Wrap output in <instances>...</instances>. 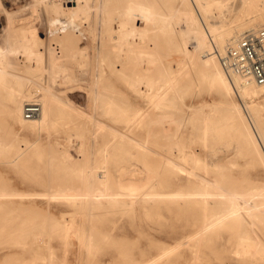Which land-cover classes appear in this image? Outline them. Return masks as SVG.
<instances>
[{"label":"bare ground","instance_id":"obj_1","mask_svg":"<svg viewBox=\"0 0 264 264\" xmlns=\"http://www.w3.org/2000/svg\"><path fill=\"white\" fill-rule=\"evenodd\" d=\"M39 1L51 16L50 20L55 21L52 36L45 39L43 50L35 49L38 42L35 34L31 39L24 36L22 40L8 48L6 46V52L15 54L21 52L25 62L31 64V61H35L34 66L32 64L26 66L28 72L40 68L44 58L45 78L26 74L16 76L19 77L17 85L9 84L5 77L6 73L10 72L11 65L7 60V53L1 48L0 99H5L4 110L8 115L21 120L23 124L30 123L34 130L44 125L57 127L58 123L66 129L80 125L78 119L83 118L85 113L75 108L70 98L61 97V89H54L52 85L57 76H67L65 63L75 57L78 68L91 64L86 69L89 73V89L84 98L94 103L97 111L120 122L125 129L110 127L109 137L100 143L102 148L99 157L105 161L120 154L114 152L117 150L122 153L118 155L119 157H115L114 161L132 152L131 156L134 153L145 162V168L132 166L126 170L122 169L121 177L115 183L111 182L110 173L104 164H101L100 168H95L89 164L90 162H79L74 169L70 167V171L66 173L74 176V180H63L61 187L53 190L50 195L70 201L76 208H88V211L100 208L98 202L101 197L106 200L108 207H126L127 210H131L136 202H141L143 212L148 214L152 210H160L172 204L175 206V211L186 213L190 218V232L179 238L174 245L163 244L158 253L147 258L150 260L149 264H156L159 259L189 240L195 242V245L189 246V252L195 257L202 256L198 250V245L202 242L214 253H220L225 250L224 245H219L215 241L219 239L223 230L229 231L235 225L244 227L245 218L249 220L250 225H258L259 221L264 219V187L246 194L228 190L224 185L233 174L222 168L226 167V163L213 157L208 161L207 153L201 155L194 149H185V141L177 131L170 135L172 139L168 138L169 144H175L176 155L173 150H169V153L157 151L146 140L130 133L138 127L145 130L144 134L154 132L153 126L157 125L167 131L172 130L174 126L180 129L187 121L195 119L192 123L196 129L194 140L200 147L210 145L209 136H229L239 142L237 151L250 159L249 164L252 165L256 158L264 162V153L260 151L264 149V83H257L254 79L226 70L221 61V55L228 44H234L241 34L248 30L256 31L264 27V0H239V4L236 0H174L177 1V5L170 6L165 11L161 9L157 0H114L111 5L105 2L106 0H92L90 5L99 9L100 17L98 16L99 25L96 32L91 29L95 37L90 51L79 43L82 38L81 28L73 19L79 9L86 13L85 10L89 7L87 0ZM227 3H230L231 7H227ZM217 8L221 13L225 10L232 11L237 21L228 25L212 24L209 22V16ZM139 19L142 24L138 25ZM8 25L10 24H7V27ZM156 33L171 40L172 49L181 54L188 66L179 67L176 64L178 67L174 69L166 65L161 76L162 82L152 91L139 90L137 94L134 90H130L129 94L122 91L121 89L133 85L139 88L141 80L150 74L149 70L141 67L155 61L152 51L157 45L151 39ZM95 55L97 60L93 58ZM95 62L98 68L95 67ZM195 77L205 79L209 85L222 90L230 97L231 102L225 109L227 121L225 124L222 123L224 125L222 130L220 122H223L224 117H211L210 112L201 111L200 105L192 102L187 105L190 108L186 116L180 113L176 115L177 122L174 126L165 125L175 109L183 110L185 114L182 107V109L170 107H174L173 103L178 98V91L189 85ZM228 78L232 79L233 83H230L232 80L229 81ZM90 80L98 85L93 86ZM131 95L135 96L131 97ZM32 99L39 100L40 111L36 116L26 118L23 115V105L25 101ZM56 112L61 113L56 115ZM245 112L247 114H244ZM237 118L241 119V126ZM95 125L99 128L100 124L92 126ZM75 131L77 134L83 132L81 129ZM91 134L95 139L96 132ZM0 143L2 145L0 151H4V140L0 139ZM32 148L34 147L25 152V156L22 150H17L15 159L19 160L23 156L26 158ZM10 156L12 155L5 157L7 161H11L8 159ZM65 157L67 161L71 160L69 155L66 154ZM152 158H155L157 164L154 167L151 164ZM198 171L207 172L209 176ZM197 174L206 176V180L197 178L195 176ZM169 182H173L177 187L167 189ZM15 194L18 193L0 190V248L30 245L29 239L33 242L39 234L42 239L47 240L44 251L31 250L30 246L27 249L38 261L34 264H55L51 261L56 254L49 243L50 238L53 236L67 238L71 231V234L81 239L85 252L94 255L91 237L77 222L51 220L49 223L44 219L46 225L44 220L37 222L22 217L17 223H6L10 215L22 213L27 209L8 201V198ZM105 236L109 237L108 234L102 235V242L108 241ZM254 239L250 235H243L238 243L231 244L233 248L240 246L241 253L230 248L232 253L239 256L242 254L245 257L258 254L261 252L260 249L262 250L260 246L264 243ZM111 246L119 248L124 256L129 254L128 243L119 245L112 243ZM44 255L47 261L40 262ZM137 263L139 262L135 264Z\"/></svg>","mask_w":264,"mask_h":264},{"label":"rangeland","instance_id":"obj_2","mask_svg":"<svg viewBox=\"0 0 264 264\" xmlns=\"http://www.w3.org/2000/svg\"><path fill=\"white\" fill-rule=\"evenodd\" d=\"M0 1V49L2 48L3 52L7 53L6 46L8 48L17 41L22 40L24 36L31 39L36 34L35 38H37L38 42L35 45V49L42 51L45 39H49L52 36L55 25L53 23L55 21L50 20L51 16L44 10L41 2L39 0ZM91 1L87 0L89 7L85 10L86 13L83 12L84 10L79 9L78 14L76 13L77 16L73 17L81 28L82 38L79 43L86 46L85 48L88 51L92 50V42L95 37L91 29L96 32L99 25L97 24L99 21L98 16L100 17L99 9L96 6L90 5ZM113 1L106 0L105 2L111 5ZM157 2L163 11L170 6L174 7V5H177V1L174 0H157ZM236 3L239 4L240 1L236 0ZM226 6L231 7V4L227 3ZM8 17L10 20L7 19ZM236 19L232 15V11L225 10L221 13L219 8L214 9L209 16V22L216 26L228 25L231 22H236ZM7 24L10 25L7 27ZM137 24H142L140 19L137 21ZM153 36L151 41L157 45L154 51H152L155 61L150 65L145 64V66L141 67L149 70L152 76L148 74L141 80V86L138 85L140 86L139 88L133 85L126 87V89H121L128 94L130 90H134L136 94L139 90L140 92L154 90L162 82L161 76L164 73L163 70L166 65H170L174 69L178 66H188L186 60L182 59L181 54L172 49V42L168 37L158 33ZM9 53L6 56L11 66H9L10 72L6 73L5 77L9 84L12 86L17 85L18 78L26 74L45 78L43 70L44 58H42L43 61L40 68L28 72L26 66L30 62H25L24 55L21 52H16V54ZM93 58L97 60L96 55ZM34 63L35 61H31L33 66ZM94 64L98 68L97 63L95 62ZM65 66L67 76H57L55 83L52 85L54 89H61V97L70 98L71 104L85 113L83 118L80 117L78 119L80 125L74 126L75 130L79 131L81 129L82 133L79 132L77 134V131L73 130V127L66 129V127L60 126L59 123L57 127L44 125L34 130L31 128L30 123L23 124L21 120L8 115L4 110L5 99H0V139L4 140L3 147L5 149L4 151H0V190L18 193L10 196L8 201H12L13 205L20 204L27 208L22 213L10 215L6 219V223H17L22 217L37 222L44 219H47L49 223L51 220H63L66 223L77 222L80 228L91 237L90 241L94 255L87 254L81 239L69 231L67 238L57 236L50 238L49 243L56 254V257L52 258L51 261L55 264H135L136 262H139L137 264H146L145 262L149 264L150 260H147V258L158 253L163 244L174 245L179 238L190 232V218L186 213L183 214L182 212L175 211V206L172 204H168L160 210H152L148 214L145 211L143 212L141 202H136L134 208L131 210H127L126 207H108L106 200H103L101 197L98 202L101 205L100 208L89 209L88 211V208H76L70 201L50 195L53 190L61 187L64 183L63 180H74V176L67 175L66 173L70 171V167L74 169L75 165L77 166L79 162H90L89 164L95 166V168H100L101 164H104L106 170L110 173L111 182L113 183L121 177L120 171L122 169L126 170L132 166L135 168H145V162L134 153L131 156L130 153L132 152L124 158L116 159L117 161H114V158L119 157L118 155L122 153L117 150L114 152L120 154H116L115 157L112 156L110 159L107 158L105 161L99 157L100 148H102L100 143L109 137L110 127L124 128L117 120H113L97 111L94 103L88 102L84 98L85 93L89 89V73L86 69L91 64L80 67L82 68L80 69L76 65V58L74 57L65 63ZM157 76L160 77L157 78ZM129 80L131 79L129 78ZM49 82L51 83L50 79ZM230 83H233V80ZM90 84L93 86L94 84L98 85L93 80H90ZM28 87L32 88V86ZM78 88H82V90ZM235 100L239 102L237 97H235ZM191 102L195 105L199 104L200 109H202L201 111L210 112L211 117H224L223 122H220L221 130L224 128L222 123L225 124L227 121L225 109L228 103L231 102L230 97L226 96V93L222 90L209 85L205 79L196 77L189 85L178 91V98L173 103L174 107H170L171 109L182 107L185 114L183 110L175 109L176 111L169 116L170 119L165 125L174 126L177 122L176 115L180 113L186 116L190 108L187 105ZM58 113L61 112H56V115ZM152 113L155 114L156 112ZM244 114H247V112ZM194 120L187 121L180 129L174 126L172 130L167 131L157 125L153 126L154 132L146 134H144L145 130L141 127H138L134 131H130V129L128 131L136 137L146 140L153 149L162 151L163 153H169V150H173L174 154L177 153L176 147H174L175 144H169L168 138L177 131L182 135L181 139L185 141V149H194L201 155L207 153L206 159L208 161H211L213 157L220 162L226 163V167L222 168L231 171L233 174V177L228 179L227 184L224 185L228 190H235L246 194L251 190L257 191L264 187V162L256 158L252 165L249 164L250 159L242 156L237 151L239 142L229 136H209L208 142L210 145L200 147L196 140H194L196 130L192 124ZM237 121L239 124L241 123V119L237 118ZM94 124H100L99 128L96 125L92 126ZM93 132H96L95 139L97 138V141L92 137L91 133ZM69 138L72 140H69ZM247 144L250 146L248 140ZM32 146L34 148L31 149L29 156L26 157L27 159L24 158L25 152H28ZM172 146L173 148H171ZM0 147H2L1 143ZM17 150H22L24 155L19 160L15 159V152ZM260 151L264 153V149H260ZM10 154L12 156L8 159L11 161H7L5 157ZM66 154L71 157V160L67 161ZM152 159L151 164L154 167L157 164L155 163V158ZM198 172L203 173L202 171ZM203 174L207 177L209 176L207 172ZM195 176L206 180V176L200 175V177L199 174ZM69 183L72 184L73 182ZM169 183L171 185L169 184L167 189L171 190L177 187L173 182ZM48 192L50 193L48 194ZM45 195L49 197L47 198ZM47 222L45 221L46 225ZM243 224L244 227L235 225L229 231L223 230L219 239L215 241L219 245H224L225 250L220 253H214L209 246H205L202 242L198 245V250L202 253V256L195 257L189 252V246L195 245V242L194 240H189L165 257L159 259L156 264H264V244L260 246L262 248V250L260 249L261 252L255 255L245 257L242 254L239 256V254L232 253L231 249L237 253H241L242 248L240 246L233 248L231 244L238 243L243 235H250L253 239L255 238L254 240L264 243V219H261L258 225H250L249 220L245 218ZM104 234H108L109 237L105 236L108 241L102 242L101 236ZM46 242V238L42 239L38 234L36 240L34 239L33 242L32 239H29L30 245H12L0 248V264L37 263L38 261L33 258L32 253L27 249L30 246L31 250L43 252ZM112 243H117L118 245L128 243L130 245L129 254L124 256L120 253L122 251L119 248L111 246ZM46 261L47 257L44 255V258L40 262Z\"/></svg>","mask_w":264,"mask_h":264},{"label":"built area","instance_id":"obj_3","mask_svg":"<svg viewBox=\"0 0 264 264\" xmlns=\"http://www.w3.org/2000/svg\"><path fill=\"white\" fill-rule=\"evenodd\" d=\"M222 65L243 77L264 83V27L241 34L234 44H228L221 55ZM40 111L39 100L25 101L23 115L36 116Z\"/></svg>","mask_w":264,"mask_h":264}]
</instances>
